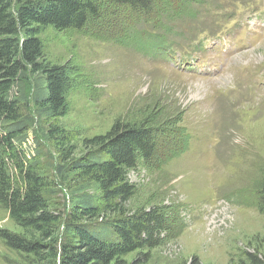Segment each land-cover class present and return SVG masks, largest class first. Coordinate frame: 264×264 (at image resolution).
Listing matches in <instances>:
<instances>
[{
  "label": "rangeland",
  "instance_id": "374dc122",
  "mask_svg": "<svg viewBox=\"0 0 264 264\" xmlns=\"http://www.w3.org/2000/svg\"><path fill=\"white\" fill-rule=\"evenodd\" d=\"M83 1L97 11L83 27L40 33L46 56L71 71L68 111L58 121L78 144L75 154L118 119H151L159 141L156 155L128 170L135 194L127 208H158L166 227L111 264H244L245 252L262 258L264 211L252 198L264 187V15L244 13L261 5L257 15L264 12V0L153 2L156 15L170 16L166 46L198 55L184 65L167 61L165 48L143 51L136 42V34L162 32L158 22L107 0ZM234 15L246 28L255 24L246 40L221 31ZM212 37V47L200 51L201 40ZM47 124L31 121L20 141L27 157L44 165L59 159ZM66 196L59 188L53 207L65 211ZM0 228L19 231L1 204ZM21 262L0 241V264Z\"/></svg>",
  "mask_w": 264,
  "mask_h": 264
},
{
  "label": "trees",
  "instance_id": "16d2710c",
  "mask_svg": "<svg viewBox=\"0 0 264 264\" xmlns=\"http://www.w3.org/2000/svg\"><path fill=\"white\" fill-rule=\"evenodd\" d=\"M107 1L163 26L159 33L136 34L143 51L166 47L170 16L156 15L153 2L160 0ZM89 12L97 13L91 1L0 0V204L19 227L18 232L0 228V241L20 264H111L166 227L158 208H127L135 194L128 170L159 151L151 119L115 120L104 134L85 139L77 155L74 137L59 124L68 111L71 71L46 56L40 33L49 27L79 29ZM42 119L48 122L45 136L58 148L59 159L50 165L28 158L20 142L31 121ZM59 188L69 194L65 211L53 207ZM255 195L252 201L264 211V187ZM61 226L65 231L59 236ZM245 254L244 264H264V254Z\"/></svg>",
  "mask_w": 264,
  "mask_h": 264
}]
</instances>
